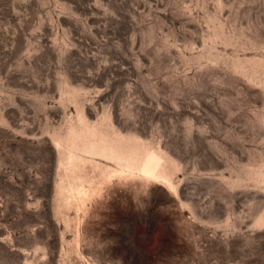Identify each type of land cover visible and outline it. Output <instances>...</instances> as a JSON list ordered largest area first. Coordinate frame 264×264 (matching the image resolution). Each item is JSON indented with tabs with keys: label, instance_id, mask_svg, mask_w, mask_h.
Returning a JSON list of instances; mask_svg holds the SVG:
<instances>
[{
	"label": "rangeland",
	"instance_id": "obj_1",
	"mask_svg": "<svg viewBox=\"0 0 264 264\" xmlns=\"http://www.w3.org/2000/svg\"><path fill=\"white\" fill-rule=\"evenodd\" d=\"M0 264H264V0H0Z\"/></svg>",
	"mask_w": 264,
	"mask_h": 264
}]
</instances>
